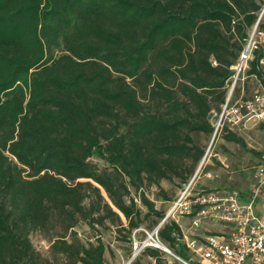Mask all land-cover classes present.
Returning <instances> with one entry per match:
<instances>
[{
    "label": "trees",
    "instance_id": "1",
    "mask_svg": "<svg viewBox=\"0 0 264 264\" xmlns=\"http://www.w3.org/2000/svg\"><path fill=\"white\" fill-rule=\"evenodd\" d=\"M263 4L0 0V264H108L102 235L85 241L81 221L127 241L148 220L159 224L165 211L133 191L193 176L205 153L194 135L214 133L210 117ZM262 54L249 75L261 76ZM241 90L237 82L232 98ZM175 231L172 219L158 230L187 260ZM145 252L159 259L161 249Z\"/></svg>",
    "mask_w": 264,
    "mask_h": 264
},
{
    "label": "built area",
    "instance_id": "2",
    "mask_svg": "<svg viewBox=\"0 0 264 264\" xmlns=\"http://www.w3.org/2000/svg\"><path fill=\"white\" fill-rule=\"evenodd\" d=\"M247 40L240 52L234 73L229 81V93L222 106L217 129L223 127L234 130L245 127L253 119L264 121V4L257 13ZM260 50L257 68L261 76L251 74L258 83V87L248 96L245 88L232 98L237 82L244 81L250 68L255 51ZM216 64V61H213ZM230 94V96H229ZM204 166H198L195 175L190 179L180 195L170 200V207L159 224L147 232L144 239L133 238L132 247L135 253L148 247L164 250L169 248L160 238L158 230L169 219L176 221L181 234L174 232L177 241L183 244L188 253V259H182L175 252V258L185 264H264V149L254 166L251 186L246 192L238 189L218 190L215 188L200 189L195 192V180L203 174L210 179L213 174L203 171ZM139 192L133 193L136 203L141 204L140 192L144 191L146 197L149 193L158 190L152 183L147 188L140 187ZM149 191V192H148ZM189 218L190 227L184 231L180 220ZM201 228V232L198 229ZM132 263V258L127 264Z\"/></svg>",
    "mask_w": 264,
    "mask_h": 264
},
{
    "label": "rangeland",
    "instance_id": "3",
    "mask_svg": "<svg viewBox=\"0 0 264 264\" xmlns=\"http://www.w3.org/2000/svg\"><path fill=\"white\" fill-rule=\"evenodd\" d=\"M246 75L245 80L241 81V87L244 86L246 88L245 93L249 95L258 87V83L253 76H250L248 73ZM247 88L249 91H247ZM212 113L210 119L215 128V138L212 140L214 133L209 135L199 133L194 136L197 143L205 148L203 158L205 156L206 160L203 163V171L212 172L213 176L210 179L206 178L203 174L199 178L197 176L194 185L195 192L203 188H215L218 190L238 189L246 192L251 186L253 170L259 159V154L264 149V126H262L264 121L261 122L253 119L245 127L241 126L234 130L229 129L243 139L245 144L242 145L241 143L228 141L223 137L224 131L217 129L220 113H215V111ZM92 161L97 162L101 167L105 165L103 160L95 157L92 158ZM199 164L195 168V171ZM185 185L186 183H181L177 178L162 180L159 185L157 184L158 190L152 194L149 193V195L158 203L159 209L165 211L166 214L171 203L164 200L161 189L166 192L167 197L175 200L185 188ZM133 193L135 192L133 191ZM180 223L183 230L188 232L190 227L189 218H182ZM150 224L151 221L148 220L138 227V229L134 230L131 241L122 240L123 234L117 233L114 227H109V229L101 228L100 231H96L81 221L76 230L85 241H95L97 236L102 235V241L107 248L105 262L108 264H127V261L131 258V264H185L184 261L178 260L164 250H161L159 259L150 257L145 250L139 253L134 252L132 247L133 238L135 237L137 240L144 239L147 236V232L152 231L154 228V226L150 228ZM33 241L36 247L48 255V242L37 234L33 237ZM56 262L57 264H64L61 257H58Z\"/></svg>",
    "mask_w": 264,
    "mask_h": 264
},
{
    "label": "water",
    "instance_id": "4",
    "mask_svg": "<svg viewBox=\"0 0 264 264\" xmlns=\"http://www.w3.org/2000/svg\"><path fill=\"white\" fill-rule=\"evenodd\" d=\"M229 96H230V94H229ZM215 135H216V132L214 133V136H213L212 140L215 138ZM205 160H206V157L204 156L203 160L199 164L200 167L203 165V163H204ZM165 252H167V253L169 252L170 254H172V255L175 256V254L172 251H170L169 248L165 249Z\"/></svg>",
    "mask_w": 264,
    "mask_h": 264
},
{
    "label": "crops",
    "instance_id": "5",
    "mask_svg": "<svg viewBox=\"0 0 264 264\" xmlns=\"http://www.w3.org/2000/svg\"><path fill=\"white\" fill-rule=\"evenodd\" d=\"M182 228H183V227H182ZM198 231L202 233L201 228H199Z\"/></svg>",
    "mask_w": 264,
    "mask_h": 264
}]
</instances>
